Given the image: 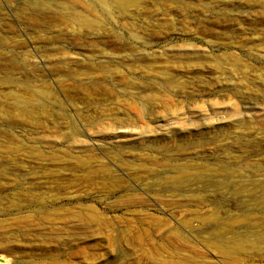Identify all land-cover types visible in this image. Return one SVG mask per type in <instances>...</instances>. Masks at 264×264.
<instances>
[{
  "label": "rangeland",
  "instance_id": "obj_1",
  "mask_svg": "<svg viewBox=\"0 0 264 264\" xmlns=\"http://www.w3.org/2000/svg\"><path fill=\"white\" fill-rule=\"evenodd\" d=\"M111 10L0 0V78L69 101L73 73L106 61L108 100L137 109L26 116L13 101L37 99L0 83V264H264V0ZM216 227L232 232L216 239Z\"/></svg>",
  "mask_w": 264,
  "mask_h": 264
},
{
  "label": "bare ground",
  "instance_id": "obj_2",
  "mask_svg": "<svg viewBox=\"0 0 264 264\" xmlns=\"http://www.w3.org/2000/svg\"><path fill=\"white\" fill-rule=\"evenodd\" d=\"M98 2L100 4L101 14H103V16H105V17H109V16H112V10L111 9L121 8V10H123V8L130 2V0H117V1L111 0L108 3L104 2L103 0H98ZM83 22L86 24V20H83ZM86 25H88V24H86ZM22 54L25 57L22 59V61H23L22 65H27L28 67L32 68V63L30 62L29 53L27 51H23ZM85 60H87V59L86 58L80 59V61H81L80 65L87 64V62H85ZM89 62L92 64H87V71L81 72V71L76 70V72L73 73L74 85L76 88H78L79 95L77 94V97L74 96L73 100H69V101H50L51 100L50 92L44 88L38 87L35 84V82L31 79L23 81V80H18V79L6 77V78H0V83L4 84V85L21 86L25 90L28 91L30 98L35 97L37 99V101H32V99H30L28 101H21L19 98V99H16L17 101H13V104L18 108V111L21 114H25L26 116H29L31 114V112H37L41 116H47L49 113L48 108L46 109L47 106L55 107L57 109L56 111L60 117H62L63 119H69V120H72L70 117V110L73 111V115L76 114V115H78L79 118L82 117V115H83L82 113H88V112H91V111L97 110V109L101 110L102 113H103V110L108 111L105 114L107 116L115 115V114H117L116 113L117 111H120V113L122 115H128L130 113L135 114L137 112V109L135 108L134 104L123 101V102H125V104L123 106L125 108L120 109V107H122L120 104L122 101H109L108 100L113 95H112V89H110L108 87V84L106 82V78H108L111 74L109 72V69L107 68V62L102 61V62H98L95 64V62H93L92 58L89 59ZM80 65H78V66H80ZM67 72H69V69H67ZM94 72H96L97 74H94ZM132 74L136 75L138 73L133 71ZM119 78H120V81H119L120 83L121 82L124 84L127 83V81H125L127 79L126 76H124V75L120 76L119 75ZM135 79H137V78L127 79V80H129L130 84H132L133 82H135ZM134 86H135V84H134ZM10 96H12V95H10ZM34 110H36V111H34ZM3 115H4V117L2 119L6 121L8 119V114L3 113ZM113 120H114V124L117 128H124V122L122 120H120L119 118H115ZM71 128L73 129V133H75V134L78 133V129L75 126L72 125ZM87 157H88V155L84 159H86ZM165 172H169V173L170 172H173V173L179 172L177 174H179V176H182V175H184V173H187L188 171L187 170L186 171H182V170L172 171L171 169L167 170L165 168ZM188 173H190V172H188ZM183 182H184L183 178L181 179V177H175V178H167L165 183H166V185H168L170 192H172L173 194L174 193L179 194L181 191L180 189H181ZM24 196H26L25 192H24ZM180 197L182 199H186L184 196H180ZM257 199L264 200V195L261 194V196L257 197ZM162 202L166 206V210L171 211V213H172L173 210L167 208V207H170V205L167 204V203H170V201H167V203L164 201H162ZM108 210H110L108 207H106L104 209V211H108ZM87 212H89L91 215L94 214L93 210L87 209ZM95 214H97V212H95ZM200 226H198V227H200ZM183 227L186 228L188 226H186V224H184ZM178 230H181V229L176 228V230H173L172 232L174 234L179 235L180 237L182 236L181 240H183V238H184L183 234H182V232H180ZM214 231L217 233L216 239H222L225 234H227V233L229 234L230 232H232L230 229H226V228H222V227H216V228H214ZM219 242L220 241L218 240V243ZM231 243L237 245V244H239V241L236 238H234V239H232ZM236 248H238V247H236ZM182 259H185V258L182 257ZM2 260L3 259L0 257V263Z\"/></svg>",
  "mask_w": 264,
  "mask_h": 264
}]
</instances>
